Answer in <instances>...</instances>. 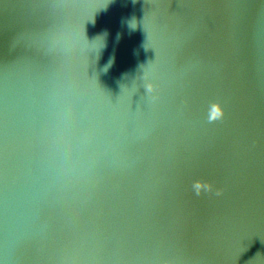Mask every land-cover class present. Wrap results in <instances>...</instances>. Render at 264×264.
I'll return each mask as SVG.
<instances>
[{
    "label": "water",
    "instance_id": "obj_1",
    "mask_svg": "<svg viewBox=\"0 0 264 264\" xmlns=\"http://www.w3.org/2000/svg\"><path fill=\"white\" fill-rule=\"evenodd\" d=\"M0 264H264V0H0Z\"/></svg>",
    "mask_w": 264,
    "mask_h": 264
},
{
    "label": "clouds",
    "instance_id": "obj_2",
    "mask_svg": "<svg viewBox=\"0 0 264 264\" xmlns=\"http://www.w3.org/2000/svg\"><path fill=\"white\" fill-rule=\"evenodd\" d=\"M223 115V110L219 106H215L212 110V118H219ZM198 188V193L199 194V186Z\"/></svg>",
    "mask_w": 264,
    "mask_h": 264
}]
</instances>
